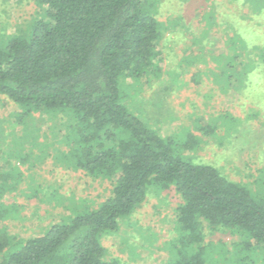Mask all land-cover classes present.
I'll use <instances>...</instances> for the list:
<instances>
[{"label": "trees", "instance_id": "1", "mask_svg": "<svg viewBox=\"0 0 264 264\" xmlns=\"http://www.w3.org/2000/svg\"><path fill=\"white\" fill-rule=\"evenodd\" d=\"M12 1H33L43 14L0 45V95L18 106L22 124L35 113L53 120L68 148L60 161L110 181L112 190L103 202L20 239L6 225L16 219V206L2 200L22 182L16 165L30 154L18 158L0 144V264H122L107 258L102 237L117 232L150 191L169 189L181 202L167 264H264V173L257 189L231 180L196 160L201 136L189 129L164 136L160 121L143 119L127 104V79L139 85L157 77L163 27L157 0ZM246 26L234 27L232 54L218 74L235 90L247 88L248 73L264 70L250 50L264 60V39L257 38L264 35L245 47ZM223 116L236 126L237 119ZM197 128L215 133L210 125ZM206 229L235 240L208 241Z\"/></svg>", "mask_w": 264, "mask_h": 264}, {"label": "rangeland", "instance_id": "2", "mask_svg": "<svg viewBox=\"0 0 264 264\" xmlns=\"http://www.w3.org/2000/svg\"><path fill=\"white\" fill-rule=\"evenodd\" d=\"M42 14L33 1L0 0V45L12 35L29 31ZM156 17L163 25L157 77L139 85L127 79L128 106L153 124L160 121L158 128L164 136H180L188 129L201 136L196 160L257 189L264 173V70L254 69L253 76L248 73L252 79L245 90L228 87L225 77L218 74L232 54L229 39L234 27L248 26L249 32L241 31L245 47L255 43V35H264V0H157ZM250 50L256 63L264 65L259 51ZM18 112L15 103L0 95L2 149L18 158L30 154L27 162L20 160L16 165L22 182L2 200L14 204L18 212L6 225L12 235L28 239L66 220L75 209L103 202L112 184L60 161L59 152L68 148L60 142L63 133L53 120L35 113L22 124ZM223 115L237 119L236 126L224 123ZM209 125L215 128L212 135L197 128ZM180 202L174 189L150 191L132 215L120 222L117 232L102 237L107 258L122 264H167V242L175 236ZM206 234L208 241L235 240L223 232L206 229Z\"/></svg>", "mask_w": 264, "mask_h": 264}]
</instances>
